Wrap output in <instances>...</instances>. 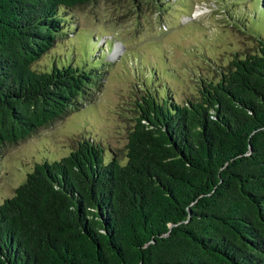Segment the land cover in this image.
<instances>
[{"label":"trees","instance_id":"1","mask_svg":"<svg viewBox=\"0 0 264 264\" xmlns=\"http://www.w3.org/2000/svg\"><path fill=\"white\" fill-rule=\"evenodd\" d=\"M95 0H0V158L94 98L100 64L32 68ZM264 10V1H259ZM183 103L141 99L126 160L36 162L0 202V264H264V38Z\"/></svg>","mask_w":264,"mask_h":264},{"label":"rangeland","instance_id":"2","mask_svg":"<svg viewBox=\"0 0 264 264\" xmlns=\"http://www.w3.org/2000/svg\"><path fill=\"white\" fill-rule=\"evenodd\" d=\"M259 1L95 0L64 10V33L32 68L99 63L102 84L90 101L3 147L0 202L34 163L59 159L79 142L100 143L105 160L124 163L138 104L150 91L194 99L202 80H217L232 58L256 50L250 33L264 38Z\"/></svg>","mask_w":264,"mask_h":264}]
</instances>
